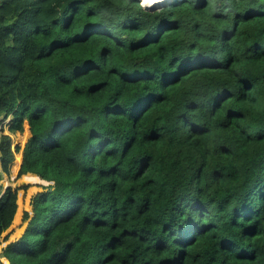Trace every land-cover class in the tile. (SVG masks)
I'll use <instances>...</instances> for the list:
<instances>
[{
  "label": "trees",
  "instance_id": "1",
  "mask_svg": "<svg viewBox=\"0 0 264 264\" xmlns=\"http://www.w3.org/2000/svg\"><path fill=\"white\" fill-rule=\"evenodd\" d=\"M141 4L0 0L8 264H264V0Z\"/></svg>",
  "mask_w": 264,
  "mask_h": 264
},
{
  "label": "rangeland",
  "instance_id": "2",
  "mask_svg": "<svg viewBox=\"0 0 264 264\" xmlns=\"http://www.w3.org/2000/svg\"><path fill=\"white\" fill-rule=\"evenodd\" d=\"M175 1V0H174ZM174 1H171L174 3ZM141 2V1H140ZM167 4H170V1L167 2ZM166 5V4H165ZM3 131H1L2 133ZM5 132V130H4ZM15 142H13V146L15 145ZM23 144L24 141L23 139L18 142V146L20 144ZM19 156V155H17ZM22 180H15L14 175H2L0 176V189L4 190L8 187L11 188H19L22 185H30V187L27 190H18V200H17V205L18 209L15 214L14 220L12 225L2 234L1 239L2 242L0 244V264H8L7 261L2 257V254L4 252V249L9 245L12 244L20 239V237L23 235L26 227L28 220L22 221L23 213L27 212L29 216L32 215V208H31V202L32 199L39 193L51 190L52 183H42V185H38L36 183L30 182L27 183L21 182Z\"/></svg>",
  "mask_w": 264,
  "mask_h": 264
},
{
  "label": "crops",
  "instance_id": "3",
  "mask_svg": "<svg viewBox=\"0 0 264 264\" xmlns=\"http://www.w3.org/2000/svg\"><path fill=\"white\" fill-rule=\"evenodd\" d=\"M9 119V118H8ZM8 119H7V122H8ZM4 120V118L1 116L0 117V122L1 121H3ZM7 124V123H6ZM6 124H5V126H6ZM5 126H4V128H3V132L2 133H5V134H7L8 132L7 131H5L4 132V130H5ZM2 133H0V135L2 134ZM12 136V138H14V136L13 135H11ZM21 148H22V146H23V144H20L19 145ZM19 167H20V156H15V160H14V162L12 163V172H10L9 173V175H14V178H16V175H17V172H18V170H19ZM2 175H5L6 176V174L5 173H3L2 172V169H1V164H0V176L2 177ZM15 180H17V179H15ZM19 180H22L21 182H27V183H30V182H33V183H36V184H38V185H42V183H49V182H45V181H43V180H40L38 177H36V176H34V175H31V174H25V175H23V176H21L20 178H19ZM30 184H32V183H30ZM51 184V183H50ZM29 185V184H28ZM23 186V185H22Z\"/></svg>",
  "mask_w": 264,
  "mask_h": 264
},
{
  "label": "bare ground",
  "instance_id": "4",
  "mask_svg": "<svg viewBox=\"0 0 264 264\" xmlns=\"http://www.w3.org/2000/svg\"><path fill=\"white\" fill-rule=\"evenodd\" d=\"M166 1H171V0H142V3L146 7H152V6H156V5L162 4V3L166 2Z\"/></svg>",
  "mask_w": 264,
  "mask_h": 264
},
{
  "label": "water",
  "instance_id": "5",
  "mask_svg": "<svg viewBox=\"0 0 264 264\" xmlns=\"http://www.w3.org/2000/svg\"><path fill=\"white\" fill-rule=\"evenodd\" d=\"M165 4H167V3H162V4H159V5H156V6H152V7H146L145 5H143L142 4V6L146 9V10H148V11H154V10H156V9H158V8H160V7H162V6H164Z\"/></svg>",
  "mask_w": 264,
  "mask_h": 264
},
{
  "label": "built area",
  "instance_id": "6",
  "mask_svg": "<svg viewBox=\"0 0 264 264\" xmlns=\"http://www.w3.org/2000/svg\"><path fill=\"white\" fill-rule=\"evenodd\" d=\"M6 123H7V120H4V121H1L0 122V133L3 130V128H4V126H5Z\"/></svg>",
  "mask_w": 264,
  "mask_h": 264
},
{
  "label": "clouds",
  "instance_id": "7",
  "mask_svg": "<svg viewBox=\"0 0 264 264\" xmlns=\"http://www.w3.org/2000/svg\"><path fill=\"white\" fill-rule=\"evenodd\" d=\"M175 1H177V0H175ZM175 1H174V2H175ZM139 2H140V0H139ZM167 2H168V1H166L165 3H167ZM171 3H172V2H170V4H171ZM141 5H142V4H141Z\"/></svg>",
  "mask_w": 264,
  "mask_h": 264
}]
</instances>
